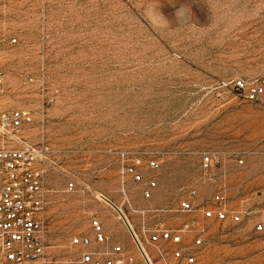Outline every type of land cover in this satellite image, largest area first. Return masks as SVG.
Segmentation results:
<instances>
[{
  "label": "rangeland",
  "instance_id": "1",
  "mask_svg": "<svg viewBox=\"0 0 264 264\" xmlns=\"http://www.w3.org/2000/svg\"><path fill=\"white\" fill-rule=\"evenodd\" d=\"M0 70V113L30 110L24 141L53 151L58 264L117 244L123 264H147L108 201L153 264L178 248L197 264H264V0H0ZM192 190L195 210L180 214ZM217 194L240 221L203 218ZM99 218L107 242L74 244ZM184 222L203 227L200 247L195 231L147 242Z\"/></svg>",
  "mask_w": 264,
  "mask_h": 264
},
{
  "label": "built area",
  "instance_id": "2",
  "mask_svg": "<svg viewBox=\"0 0 264 264\" xmlns=\"http://www.w3.org/2000/svg\"><path fill=\"white\" fill-rule=\"evenodd\" d=\"M12 38L10 43H15ZM5 88V74L0 70V93ZM34 115L28 109L17 108L0 113V264H58V258L51 251L47 211L50 204V172L56 170L51 158L53 151L44 142L33 145L24 141L22 132L34 123ZM152 165H155L153 162ZM213 158L206 155L202 168L209 170ZM140 180V176H137ZM155 186V183H151ZM73 190V183L69 184ZM150 197V192H146ZM196 191L179 202L178 212L189 214L195 210L193 199ZM214 207L204 208V219L238 222L241 213L230 211L225 206V197L217 194ZM93 234L80 235L73 243L84 248L104 244L108 236L98 219L91 222ZM258 230H262L258 226ZM147 231V230H146ZM146 240L151 245L171 242L180 245L187 232L195 231L194 247L202 245V226L197 228L191 222H184L175 228L159 224L154 231H148ZM126 257L122 246L107 251L87 249L81 254L83 264H123ZM165 264H197V253L191 248H178L172 257H163ZM132 261V258H128Z\"/></svg>",
  "mask_w": 264,
  "mask_h": 264
},
{
  "label": "water",
  "instance_id": "3",
  "mask_svg": "<svg viewBox=\"0 0 264 264\" xmlns=\"http://www.w3.org/2000/svg\"><path fill=\"white\" fill-rule=\"evenodd\" d=\"M108 202H109V203L111 204V206H112V207L118 212V214H120L121 218L124 220V222H125L126 225L128 226L129 231H130V233L132 234L133 238L136 239V238H135V234H134L133 230L131 229V227H130V225H129L127 219H126V217H125L124 214L122 213V211H121V210H120L115 204H113L112 202H110V201H108ZM137 245H138V247H139V249H140L141 254L143 255L144 259L146 260L147 264H150V262H149L147 256L144 254V252H143V250L141 249V247H140L138 241H137Z\"/></svg>",
  "mask_w": 264,
  "mask_h": 264
},
{
  "label": "bare ground",
  "instance_id": "4",
  "mask_svg": "<svg viewBox=\"0 0 264 264\" xmlns=\"http://www.w3.org/2000/svg\"><path fill=\"white\" fill-rule=\"evenodd\" d=\"M123 213V212H122ZM124 214V213H123ZM119 216H120V214H119ZM125 216V215H124ZM121 217V216H120ZM126 217V216H125ZM127 219V218H126ZM124 221V220H123ZM127 221H128V219H127ZM125 223V222H124ZM128 223H129V225H130V227H131V229L133 230V227H132V225L130 224V222L128 221ZM125 226H126V228L129 230V228H128V226L126 225V223H125ZM133 232H134V230H133ZM134 234H135V241H136V243H137V241H138V243H139V245H140V247H141V249L143 250V252H144V254L147 256V258H148V260H149V262H150V264H153L152 263V260H151V258H150V256H149V253H148V251H146V249H145V247L142 245V243L139 241V239H138V237H137V234L134 232Z\"/></svg>",
  "mask_w": 264,
  "mask_h": 264
},
{
  "label": "crops",
  "instance_id": "5",
  "mask_svg": "<svg viewBox=\"0 0 264 264\" xmlns=\"http://www.w3.org/2000/svg\"><path fill=\"white\" fill-rule=\"evenodd\" d=\"M119 208V207H118ZM100 222H101V224H102V227H103V230H104V232L106 233V231H105V226H106V222H105V220H102V219H98ZM104 221V222H103ZM105 223V224H104ZM118 245V244H117ZM117 245H114V246H117ZM114 246H111V248L112 247H114Z\"/></svg>",
  "mask_w": 264,
  "mask_h": 264
},
{
  "label": "clouds",
  "instance_id": "6",
  "mask_svg": "<svg viewBox=\"0 0 264 264\" xmlns=\"http://www.w3.org/2000/svg\"><path fill=\"white\" fill-rule=\"evenodd\" d=\"M180 10H178V12H179Z\"/></svg>",
  "mask_w": 264,
  "mask_h": 264
}]
</instances>
